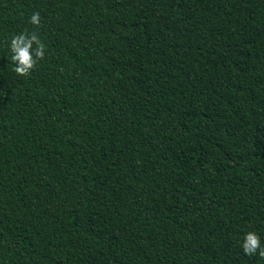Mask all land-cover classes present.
Returning a JSON list of instances; mask_svg holds the SVG:
<instances>
[{
    "label": "trees",
    "instance_id": "1",
    "mask_svg": "<svg viewBox=\"0 0 264 264\" xmlns=\"http://www.w3.org/2000/svg\"><path fill=\"white\" fill-rule=\"evenodd\" d=\"M25 30L45 57L19 76ZM248 231L264 0H0V264H264Z\"/></svg>",
    "mask_w": 264,
    "mask_h": 264
},
{
    "label": "clouds",
    "instance_id": "2",
    "mask_svg": "<svg viewBox=\"0 0 264 264\" xmlns=\"http://www.w3.org/2000/svg\"><path fill=\"white\" fill-rule=\"evenodd\" d=\"M40 22L39 12H34L29 23L39 26ZM10 52V61L14 65L13 71L19 76H27L35 68L37 62L44 59L45 45L35 32L25 30L11 37ZM241 247L246 255L258 254L260 258H264V246L261 245L260 236L255 231L245 233Z\"/></svg>",
    "mask_w": 264,
    "mask_h": 264
}]
</instances>
